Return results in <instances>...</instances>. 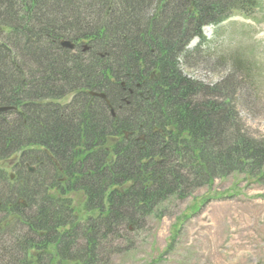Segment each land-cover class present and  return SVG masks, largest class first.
Returning a JSON list of instances; mask_svg holds the SVG:
<instances>
[{
    "label": "trees",
    "instance_id": "trees-1",
    "mask_svg": "<svg viewBox=\"0 0 264 264\" xmlns=\"http://www.w3.org/2000/svg\"><path fill=\"white\" fill-rule=\"evenodd\" d=\"M130 1L0 3V28L20 32L3 39L10 49L0 43V82L5 85L0 94H9L0 106L14 108L8 113L15 115L10 122L0 113V264H95L103 257L107 235L120 239L115 224L135 227L160 205L185 198L193 187L189 177L199 180L198 187L221 169L251 164L255 169L245 171L246 177L255 183L264 177V141L240 132L229 102L210 98L207 88L180 71L187 57L183 47L200 36L202 26L235 13L252 16L257 0L183 1L179 17L172 15L165 25L156 21L167 0H156L147 23L134 30L128 11L136 0ZM5 4L25 13L23 29L3 17ZM185 16L187 24L194 22L193 30L184 33L188 37L182 36L180 17ZM17 39H22L19 52L14 50ZM61 40L75 49L60 48ZM28 52L41 62L34 58L32 72L30 66L23 72ZM225 57L241 75L249 74L237 54ZM57 83H64L66 91L55 92ZM30 85L47 91L38 98L43 101L29 100L25 90ZM89 92L104 94L113 116ZM66 97L72 104L61 110L75 98L84 101L82 110L71 113L74 123L60 111L57 117L46 115L51 125L41 126L37 115L42 117V111L35 106L45 98ZM5 161L17 162L9 168L13 179ZM25 165L34 172L29 174Z\"/></svg>",
    "mask_w": 264,
    "mask_h": 264
},
{
    "label": "rangeland",
    "instance_id": "rangeland-1",
    "mask_svg": "<svg viewBox=\"0 0 264 264\" xmlns=\"http://www.w3.org/2000/svg\"><path fill=\"white\" fill-rule=\"evenodd\" d=\"M3 1L5 0H0V3ZM183 1L187 2V0H167L166 7L163 8L156 23L165 25L172 15V17L175 15L174 18L179 17L178 13L181 12L179 5ZM259 3L260 6L254 14V21L236 17L225 21L217 28L210 27L211 35L207 38L209 39L207 47H210L208 50L196 55L193 51L197 42L192 40L186 48L190 55L180 61V71L195 84L207 88L210 98L227 100L237 117V129L255 142L262 143L260 141H264V0H259ZM155 4L156 0H136V7L128 11L132 13L130 15L133 19L130 20V25L133 30L147 23V18L154 11ZM38 6L37 1L36 8ZM19 8H10L8 4H5L2 15L10 21L9 23L12 22L13 26L23 29L24 25H21L26 23L25 13L15 12ZM16 13L18 18L14 15ZM40 14L38 11L37 15ZM43 15L44 13L40 16L42 21L45 20ZM63 18L66 20V17ZM180 18L184 22L182 30L184 37L187 36L184 33H190L193 30L194 22L190 21L187 24L186 16ZM124 23L125 21L120 23L121 33H123L121 27ZM18 33L20 32L15 29L10 33L6 32L4 37L9 35L12 38ZM202 33L205 36L209 34L205 33L204 29ZM1 38L2 36L0 43ZM20 40L22 39L16 40L18 44L15 45L14 50L17 52L20 51ZM2 44L10 49L6 41ZM109 44L121 46L113 42ZM84 47L81 51L86 52L88 46ZM202 49L205 48L202 47ZM50 50L48 48L44 51L48 53ZM231 53L237 54L250 69L248 75H241L239 70H235L230 64L224 62L227 59L225 55ZM25 55L29 57H21L22 64L25 62L21 70L26 72L24 68L30 66L32 69L29 71L32 72L35 68L33 64H36L34 58L40 62L41 59L30 52ZM112 62L114 63V60L111 61L108 57V64ZM36 71L38 72L37 69ZM10 76L12 80L14 76ZM1 83L2 89L5 85ZM31 86L25 90V95H31L29 100L34 101L45 97L47 93L45 89L33 90ZM54 87H57L55 92L67 89L64 83H57ZM3 95L0 94V99ZM7 95L4 96L9 98ZM69 98L59 101H50L45 98V102L36 105L35 107L38 108L36 111H42V117L40 114L37 115L41 119L40 125L44 127L51 125L45 123L46 115L52 114L53 117H57L61 112H66L67 119L73 124L71 113L76 110L75 108L82 110L84 101L82 98H75L71 107L61 110L72 104ZM88 105L91 107L90 104ZM8 111L2 113L4 116L2 118L11 122L15 115ZM235 128H233L234 131ZM5 162H3L6 164L4 170L11 173L9 168L15 169L17 162ZM254 169L252 164L246 167L232 166L230 169H221L215 173L217 175L210 183L199 184L198 187L195 185L199 180L194 176L189 177L193 187L185 198L179 200L175 197L160 205L157 211L154 210L153 215L135 227L131 225L123 227V223L115 224L114 229L117 232L119 230L120 239H113L109 233L104 246L102 244L105 247L103 257L101 256L100 261L95 264H264V177L255 183L250 181L244 173ZM2 192L4 195L6 189ZM75 201L81 203L80 199L75 198ZM35 203H38V199ZM82 219L84 218H79V220ZM100 231L103 232L102 229ZM176 233H178L177 236ZM83 245V242L79 243L80 247ZM170 245L171 248L168 251Z\"/></svg>",
    "mask_w": 264,
    "mask_h": 264
},
{
    "label": "water",
    "instance_id": "water-1",
    "mask_svg": "<svg viewBox=\"0 0 264 264\" xmlns=\"http://www.w3.org/2000/svg\"><path fill=\"white\" fill-rule=\"evenodd\" d=\"M62 45H63V46H66V47H67V46L70 47V45H69L68 43H62ZM90 94L93 95V96H98V97L104 99V96H103V95H96V94H93V93H90ZM5 110H6L5 108H0V112L5 111ZM27 169H28L29 172H32V168L27 167Z\"/></svg>",
    "mask_w": 264,
    "mask_h": 264
},
{
    "label": "bare ground",
    "instance_id": "bare-ground-1",
    "mask_svg": "<svg viewBox=\"0 0 264 264\" xmlns=\"http://www.w3.org/2000/svg\"><path fill=\"white\" fill-rule=\"evenodd\" d=\"M204 31H205V33L208 34V33H210V28H205Z\"/></svg>",
    "mask_w": 264,
    "mask_h": 264
}]
</instances>
